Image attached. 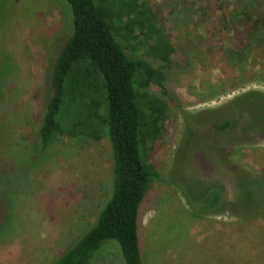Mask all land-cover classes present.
Masks as SVG:
<instances>
[{
    "label": "rangeland",
    "instance_id": "obj_1",
    "mask_svg": "<svg viewBox=\"0 0 264 264\" xmlns=\"http://www.w3.org/2000/svg\"><path fill=\"white\" fill-rule=\"evenodd\" d=\"M138 3L156 32L133 26L130 50L165 68L166 93L147 90L168 106L143 146L161 174L140 209L144 264H264V0ZM71 13L66 0H0V264H56L113 190L107 136L72 133L64 121L36 149ZM146 34L151 44L161 35L163 56ZM227 116L231 127L215 131ZM89 264L126 263L110 239Z\"/></svg>",
    "mask_w": 264,
    "mask_h": 264
},
{
    "label": "trees",
    "instance_id": "obj_2",
    "mask_svg": "<svg viewBox=\"0 0 264 264\" xmlns=\"http://www.w3.org/2000/svg\"><path fill=\"white\" fill-rule=\"evenodd\" d=\"M66 1L72 10L73 26L50 67L36 149L42 153L55 140L64 121L72 133L107 136L112 148L113 190L92 227L56 264H89L104 241L110 239L120 244L126 264H144L140 209L161 174L145 159L143 146L146 136H156L157 124L164 121L168 109L166 101L150 94L147 87L154 84L166 93V74L163 66H153L130 48L133 26L148 30L149 35L156 32V27L138 0ZM124 16L129 19L123 21ZM150 39L144 37L149 51L163 56L161 35L152 44ZM232 122V117H223L214 121L212 128L225 131ZM220 197L217 188L210 202L217 205Z\"/></svg>",
    "mask_w": 264,
    "mask_h": 264
}]
</instances>
